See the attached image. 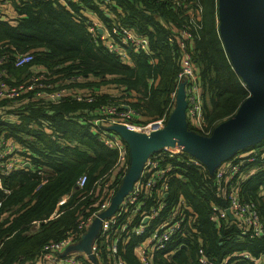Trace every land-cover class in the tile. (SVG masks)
I'll list each match as a JSON object with an SVG mask.
<instances>
[{
  "label": "trees",
  "instance_id": "obj_1",
  "mask_svg": "<svg viewBox=\"0 0 264 264\" xmlns=\"http://www.w3.org/2000/svg\"><path fill=\"white\" fill-rule=\"evenodd\" d=\"M102 5L101 0H12L17 16L6 9L0 19V54L11 53L0 64L1 78L29 84L35 76L36 84L51 83L65 90L58 101L34 96L37 85L20 97L0 99V139L20 145L21 155L30 163L7 175L0 171L1 183L9 190L7 194L0 191V264H47L41 259L45 244L66 236L76 246L81 242L84 234L78 222L123 179L118 168L111 170L116 152L98 139L89 122L100 116L101 106L126 103L136 113L134 122L164 117L167 123L180 56L177 42L167 39L191 16L200 25L189 51L198 68L206 127L212 129L231 117L249 96L220 40L217 0H110L112 18L102 12ZM89 19L108 28L120 23L147 38V50L128 49L125 59L108 52L88 32ZM17 52L34 56L18 67L12 61ZM78 93L93 99L77 100L74 94ZM253 148L263 150L264 137L239 152ZM260 165L253 161L242 166L255 171L239 188L243 199L256 203L264 222V165ZM175 168L167 198L185 200L189 230L167 245L165 252L172 251L170 257L160 253L159 262L201 264L198 249L202 248L210 264H254L249 259L238 260L239 253L246 251L253 257L263 253L264 235L249 238L241 234L231 218L212 222L211 207L227 204L214 175L205 167L185 162ZM82 175L86 182L78 188L76 181ZM105 175L109 184L102 194L99 178ZM133 244L131 240L121 250L126 264H139ZM81 264L109 263L105 258H85Z\"/></svg>",
  "mask_w": 264,
  "mask_h": 264
},
{
  "label": "built area",
  "instance_id": "obj_2",
  "mask_svg": "<svg viewBox=\"0 0 264 264\" xmlns=\"http://www.w3.org/2000/svg\"><path fill=\"white\" fill-rule=\"evenodd\" d=\"M101 1L103 3L101 6L102 12L107 17L112 18V12L109 8L110 0ZM9 7V0H0V19ZM199 27L197 18L191 16L187 23L183 24L178 30L172 31L168 36V42H177L180 53L179 70L170 95V104L174 108L176 99L182 93L187 129L193 133L209 136L214 127L211 129L204 124L203 96L199 84L198 68L194 65L189 51L191 39L196 35ZM87 29L95 40L103 42L108 52L118 55L122 59L127 58L128 49L147 50V38L133 33L118 22L108 28L97 19H89L87 20ZM10 54H0V64L7 61ZM13 56V64L19 67L30 62L34 54L17 52L13 53ZM37 80V77L32 76L29 84L12 80L7 81L1 78L0 73V99L20 97L33 85L38 87L34 91V96H47L51 100L58 101L65 94L64 88H53L51 83L36 84ZM242 83L246 86L243 81ZM74 97L77 100L86 101H92L93 99L92 97H84L80 93L74 94ZM135 114L134 109L129 104L119 103L115 105L110 103L101 106L100 116L89 122L93 126L92 129L97 134L98 139L116 152V161L111 170L118 168L123 179L117 189L112 188L105 193L98 207L88 217L78 222L77 227L84 234L76 248L79 253L74 254L65 251L71 246L76 247V243L72 244L68 236L58 241H51L43 246L41 253V259L47 264H81L85 258H91L94 261H101L105 258L109 264H126L121 250L131 240L134 242L133 252L139 264H162L159 262L160 253L163 257L169 258L172 251L165 252L167 245L175 237L186 236L188 233L189 229L186 227V222L189 221L188 205L181 197L175 201L168 200L169 181L176 174L175 167L178 163L185 162L196 167L205 166L199 159L191 156L186 151L173 147L149 150L114 210L109 215L99 217L102 212L110 208L113 198L122 189L131 169L130 149L113 128L124 126L132 131L147 133L149 130L154 129L153 125H166L164 117L149 123L134 122L133 116ZM259 149L253 148L245 153L237 152L230 159L221 162L211 173L214 175L220 192L227 200V204L225 207L213 205L210 210V220L217 224L221 223L229 218L227 211H230L233 215L231 219L235 222L241 234L247 235L249 238L264 235V222L256 203L243 199L239 184L255 171V168L242 169L244 164L256 161L264 165V148H261L263 149L261 151ZM21 150V146L11 139H0V171L2 174L7 175L15 168L30 166L29 161L21 155ZM183 153L193 158L190 160L183 159L181 157ZM85 182L86 176L82 175L76 181V185L80 188ZM99 183L102 184L103 194L109 184L107 176L99 178ZM0 191L5 194L9 192L2 185L1 179ZM1 202L2 200H0V205ZM97 218H99V222L96 228L88 234ZM85 238H88L87 245L84 242ZM239 255L238 260L249 259L254 264H264V252L254 257L246 251H241ZM198 256L201 264H210L202 248L198 249Z\"/></svg>",
  "mask_w": 264,
  "mask_h": 264
},
{
  "label": "water",
  "instance_id": "obj_3",
  "mask_svg": "<svg viewBox=\"0 0 264 264\" xmlns=\"http://www.w3.org/2000/svg\"><path fill=\"white\" fill-rule=\"evenodd\" d=\"M217 17L224 50L247 86L249 96L231 117L214 126L209 136L187 129L182 93L165 126L147 133L124 126L114 127L130 149L131 169L110 208L99 217L114 210L151 146L166 144L184 150L213 173L221 162L264 137V0H217ZM227 214L233 218L230 211ZM98 222L99 218L88 234L94 231ZM84 242L87 245L88 238Z\"/></svg>",
  "mask_w": 264,
  "mask_h": 264
},
{
  "label": "rangeland",
  "instance_id": "obj_4",
  "mask_svg": "<svg viewBox=\"0 0 264 264\" xmlns=\"http://www.w3.org/2000/svg\"><path fill=\"white\" fill-rule=\"evenodd\" d=\"M152 127L155 129V128H160V127H163V126H160V124H156V125H153ZM149 131H151V130H149ZM166 147H169V145H166V144H158V145H155L153 147L152 146L149 147V149L150 150H159V149L166 148ZM147 152L145 153V155L147 154ZM78 245H79V243L77 244V246L75 247V249L73 248L71 250L72 253H74V254H78L79 253V251L76 249L78 247Z\"/></svg>",
  "mask_w": 264,
  "mask_h": 264
},
{
  "label": "crops",
  "instance_id": "obj_5",
  "mask_svg": "<svg viewBox=\"0 0 264 264\" xmlns=\"http://www.w3.org/2000/svg\"><path fill=\"white\" fill-rule=\"evenodd\" d=\"M9 2H10V7L7 9V11H10V15L12 16V17H16L17 15L15 14V12H14V10L11 8L12 7V0H9ZM12 13H13V15H12ZM13 81V80H12ZM14 82H16V81H14ZM185 121H186V119H185ZM74 247H70V248H68V249H66L65 251H69V252H72L71 250L73 249ZM75 249V248H74Z\"/></svg>",
  "mask_w": 264,
  "mask_h": 264
}]
</instances>
